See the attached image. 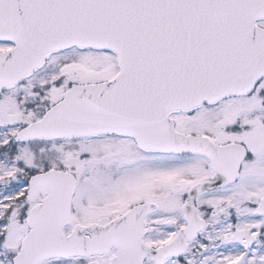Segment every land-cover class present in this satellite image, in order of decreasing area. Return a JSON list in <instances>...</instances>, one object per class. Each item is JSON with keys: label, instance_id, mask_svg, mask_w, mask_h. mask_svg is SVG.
Listing matches in <instances>:
<instances>
[{"label": "snow or ice", "instance_id": "1", "mask_svg": "<svg viewBox=\"0 0 264 264\" xmlns=\"http://www.w3.org/2000/svg\"><path fill=\"white\" fill-rule=\"evenodd\" d=\"M0 264H264V0H0Z\"/></svg>", "mask_w": 264, "mask_h": 264}]
</instances>
